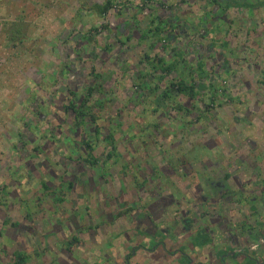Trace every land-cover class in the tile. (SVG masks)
Instances as JSON below:
<instances>
[{
  "label": "clouds",
  "instance_id": "1",
  "mask_svg": "<svg viewBox=\"0 0 264 264\" xmlns=\"http://www.w3.org/2000/svg\"><path fill=\"white\" fill-rule=\"evenodd\" d=\"M161 27L157 36L155 29ZM184 31L188 38L180 34ZM137 32L147 39L142 43L133 39ZM166 34L178 39L162 51L164 45L158 42ZM213 40H217L213 50L217 60L206 63L215 62L223 73L227 58L231 74H223L216 84L219 87L224 81L234 102L218 101L224 107L209 112L203 105L210 91L199 93L197 101L187 96L161 99L167 83L181 72L191 81L188 62L199 45ZM225 41L228 48L221 47ZM152 45H158L155 51ZM178 53L183 55L177 72L166 76L164 83L151 80L152 92L134 87L140 72L163 75L152 72L145 55L171 64ZM93 68L101 79L95 82L97 90L89 93ZM195 79L199 84V76ZM245 82L251 83V91ZM234 84H238L235 89ZM72 92L91 96L89 107L97 121L90 126L102 130L98 137H89L96 149L91 155L98 163L88 166L83 179H95V173L109 175L91 202L112 203V208L105 209L111 222L93 214L76 224L79 228L86 223L95 231L81 232V244L72 253L75 260L80 264H156L155 254L149 251L151 238L142 234L153 225L140 223L155 192L156 200L174 197V202L168 201L154 214L161 217L154 222L159 228L172 231L168 239L174 250L184 246L197 264H210L209 253L231 247L237 255L246 254L241 264L247 257L264 264V0H0V264H17V252L32 264L33 252L50 244L57 247L60 240L52 234L53 227L68 219L69 207L55 204L45 184L53 173L67 175L61 166L62 160L67 163L64 158L83 155L73 147L79 144L72 138L73 123L58 111L64 102L74 100ZM100 103L103 108L97 107ZM184 105L192 116L176 111ZM57 116L65 123H58ZM157 123L159 128L154 127ZM54 128L63 135H54ZM109 135L114 143L108 141ZM32 136L37 138L35 143ZM53 140L56 143L47 151H34ZM164 168L175 174L165 177ZM141 174L149 181L155 175V182L145 185ZM225 176L231 179L224 180ZM234 177L240 178L243 191ZM212 179L225 185L223 195L211 191ZM196 185L207 187L198 194ZM205 192L211 198L199 203ZM125 201L136 211L121 209ZM177 202L179 206H170ZM84 204L81 201L79 206ZM182 212L190 229L181 233ZM213 219L218 222L213 224ZM16 224L24 227L15 228ZM205 228L211 241L189 251L191 232ZM233 236L239 244L233 243ZM176 255L182 254L177 251ZM63 260L74 264L68 256Z\"/></svg>",
  "mask_w": 264,
  "mask_h": 264
},
{
  "label": "rangeland",
  "instance_id": "2",
  "mask_svg": "<svg viewBox=\"0 0 264 264\" xmlns=\"http://www.w3.org/2000/svg\"><path fill=\"white\" fill-rule=\"evenodd\" d=\"M163 22V20H161ZM183 35L185 38H188V32L184 31L180 33ZM211 33H205V36L209 35ZM159 36V35H157ZM133 39H138L141 43L147 39V35L144 33H134L132 36ZM178 37L176 35L172 34H166V38L163 40H160L158 44L164 45L162 51H168V46L174 42ZM204 37H201V40H203ZM217 46V40H213L210 44L207 46L201 44L197 47V50L193 56V59L188 62L189 68L191 70L192 74V79L191 81L189 80V76L186 75L185 73L181 72L179 74L178 79H173L170 80L167 83V86L162 94L161 99L167 100L165 98V94L167 92V88L175 83H178L180 81H186L189 85H196L198 86H205L206 89L203 92H211V95L207 98L208 102L204 104L205 110L209 112H213L216 107L223 108L224 103H218V101H225L232 103L234 102L232 99V96L229 94V87L225 84L224 81L221 80V86H217L216 80L220 79L223 74H231V68L232 65L228 63L227 58L225 57V63L222 66L223 67V73L221 71V67H218L215 62L209 65L206 63L207 60L210 61H216L217 60V55L213 51L215 47ZM228 43L225 41L221 47L223 48H228ZM158 45H152L151 48L153 51L156 50ZM206 49V50H205ZM109 55L112 53V49L109 48L106 50ZM175 51V50H173ZM204 51L205 54L201 55V52ZM183 53H178V58L177 61L174 62L177 64L179 63V57L182 56ZM159 57L156 58V60H153V57L145 55L144 61L149 62V67L151 68L152 72L155 73H163V75H158V76H150L149 74H146L145 72H140L138 73V82L134 85V87L143 89L147 92H152L153 85L151 83V80H156L159 83H164L165 77L166 76H172L177 72V69L170 73H164L160 70V67L158 66V61ZM195 61H198V63H195V67L193 68L192 65ZM200 66H203L199 68ZM257 69H259V65H257ZM90 77H95V79H90V87L89 89H94V92L97 90L95 86V82L101 77L95 75V68L91 70L89 73ZM196 76H199L200 78V83H197V80L195 79ZM205 79L212 80L211 84H205L204 81ZM139 81H143V83H140ZM246 87H248L249 91H251V83L250 82H245ZM233 89L238 87V84H234ZM101 88V95H103V86H100ZM89 91V90H88ZM202 93V92H201ZM74 94V95H72ZM144 92L142 91L140 93L141 98L143 97ZM71 95L74 97L73 101L70 102H64L62 107L58 109V111H63L66 116L69 119V122L73 123L74 128L76 129L74 135H73V140H78L79 144H73V147L80 153H82V157H78L76 159H73L71 156H68L64 158L67 163L65 164L64 161H61V166L66 169L67 175H62L58 176L55 173L52 174V180L49 181L48 183L45 184V191L50 193V195L54 198V203L57 205H65L67 204L69 207V213H66L65 215L68 216L67 220H61L58 222L54 227H53V235L56 237H60V240L57 242V247H54L53 245H48L47 248L40 250V251H35L33 252V256L36 258L35 260L32 261V264H66V262L63 260L64 256H68L69 259H72L74 261V264H80L79 261L75 260L74 256L72 253L74 252V249L81 244V232L82 231H88L92 232L95 231L93 227L87 226L86 223H81L79 228H76V224L81 221H87L89 220L93 214H96L100 216L104 220H109L111 222L112 217L109 216L108 214L105 213L106 208H112V203H103L99 202L97 205L92 204V198L97 196L98 191L101 189V181L107 180V177L109 174L105 175H99L98 173L93 174L95 176V179L92 177H89L88 180L85 182L84 177L88 176V166L89 165H96L98 163V160L91 155V153L95 152V146L90 142L89 137L91 136H99L98 134L95 133V127H92L90 125H95L97 121V115L91 111V108L89 107L90 101H91V96L89 97L88 95H85L83 97L77 95L76 92H72ZM171 99H175L177 96H183L179 93L176 92V90H173L172 93H170ZM198 97L195 98V100L190 99L191 101H197ZM61 100L63 101L64 98L61 97ZM71 103H74L79 109L83 108L85 110V114L87 115L84 121H77L75 113L72 110H68L67 106H69ZM203 104V101H201ZM190 106V105H189ZM259 106V101H257V104L254 106L258 109ZM99 108H103V104L100 103L97 105ZM179 107H184L183 110H179ZM197 105L193 103L192 108H196ZM158 111V109H157ZM177 112H185L187 111V114L189 116L193 115V112L191 109L187 108V105L184 106H177L176 108ZM41 120H46V116L43 114H39ZM170 115V114H169ZM58 120V123H65L64 119L61 117H55ZM93 119H96L93 124ZM239 122V121H238ZM191 123V121H189ZM159 124L157 123L154 125L155 128H159ZM87 128L88 131L85 134L84 129ZM100 128V127H99ZM101 128L99 132L101 133ZM53 134L54 135H63L62 130L60 129H53ZM112 135L108 136V141L110 143H114V141L110 140ZM36 137L32 136L31 137V142L35 143L36 142ZM114 139V137H113ZM132 140H135L136 137L133 136L131 138ZM85 142H90L91 145H93L94 151L89 153ZM56 143L55 140L50 141L49 144H46L43 146V148H36L34 149L35 152L39 151H47L49 147L54 145ZM253 148L256 147L255 142H251ZM207 146V144H206ZM213 146H218V141H213ZM114 154V153H113ZM111 155V154H110ZM108 156V159L112 158L111 156ZM86 157V159L84 158ZM122 159V157H121ZM241 162H244V158L241 159ZM209 167H211V162H209ZM31 167V164L29 165ZM216 167H219V164L216 165ZM126 168V166H125ZM35 169H33L34 171ZM164 175L167 177L168 175H173L175 174L174 170L172 172H169V168H164ZM141 180H144L145 185H147L149 182L154 183L155 182V175L153 176L152 180L149 181L148 179L145 178L143 174L140 176ZM231 179V176H225L224 180ZM236 184L238 187L241 188L243 191V185L241 184L240 178L239 177H234ZM59 180L60 183L56 184V181ZM139 186V185H138ZM208 186H211V191L216 192L217 194L223 195L225 185L222 183V181L217 180V179H212L208 182ZM202 187L206 188L207 186H202V185H196L197 188V193L199 194L200 192L203 191ZM63 189V191L61 190ZM126 191V189H124ZM141 191H143V187H141ZM154 202L149 205L148 207V215L144 216L141 215V221L140 223L143 224L145 221L148 222L149 224H152L153 227L148 230L145 233H142L144 235H147L151 238V243H152V248L149 250L150 252L154 253L155 255L153 256L154 262L156 264H172V259L173 257L176 258V264H197V258L189 256L188 251L185 250L184 246L179 247L178 249L174 250V246L172 245V241L168 239V237L172 234V231L170 229H161L159 228L158 224H155L154 222L156 220H159L161 217L159 215H154L157 212V209L159 207L164 206L168 201H173L174 202V197L169 195L167 197H161L159 200H156V193L153 192L151 193ZM211 197L205 192V194L200 195L199 203L206 204ZM84 201L85 204L83 207L79 206L80 202ZM215 203V201H214ZM253 203H256V198L253 199ZM171 207H177V203H172L170 205ZM121 209H127L129 212L136 211L135 207L133 208H128V202L125 201L119 205ZM59 211V209H57ZM253 212H255V208L252 209ZM120 215H124L123 212L120 213ZM187 214L181 213V223H183L184 227L181 229V233L184 231H188L190 229V224L189 221L186 217ZM25 219L30 220L31 216L25 217ZM218 221L216 219H213L212 223L216 224ZM211 223V221L209 222ZM195 221H192V227H194ZM15 228H23V225L16 224L14 225ZM76 228V231L74 232L73 229ZM30 234V233H29ZM202 234H208L207 229H197L194 232H191L192 235V242L190 245L187 246L189 251H194L196 247H201V246H195L194 245V240L197 238L199 235ZM94 233H93V238H94ZM209 235V234H208ZM210 236V235H209ZM47 238V237H46ZM159 239V243H157V239ZM211 238V237H210ZM232 241L234 244H239V240L236 236L232 237ZM93 242H95L93 240ZM58 248V250H57ZM7 251V249H5ZM27 249H25V252ZM173 251H182L183 254H186L190 259L191 262L188 263V261H185L183 259V254L180 256H177L176 254H172ZM225 252H230L234 253L232 251V248L229 247L227 249H223L220 251H217L215 253H209V261L210 264H222L221 263V254ZM48 253H51V255H48ZM236 254V253H235ZM19 257H21L22 264H28V260L25 256H23L21 253L17 252L16 253V259H17V264H19ZM215 257V258H214ZM202 264V262H201ZM224 264H241V257H237L236 259H233L232 257H229L226 259V262ZM242 264L245 263V259L242 261Z\"/></svg>",
  "mask_w": 264,
  "mask_h": 264
},
{
  "label": "trees",
  "instance_id": "3",
  "mask_svg": "<svg viewBox=\"0 0 264 264\" xmlns=\"http://www.w3.org/2000/svg\"><path fill=\"white\" fill-rule=\"evenodd\" d=\"M161 25H163V22H161ZM162 30H163L162 27L161 28H156L155 29V34L159 35ZM157 67H160V70L162 72L170 74V73L174 72L177 69V64L176 63L169 64V63H167L164 60H159ZM201 67H203V66H200L199 68H201ZM205 89H206V87L203 86V85L196 87V85H189L186 81H180L178 83L170 85L167 88V92L165 94V98L166 99H171L170 93H172L173 90H176L177 93H179V94H181L183 96H187L190 99L195 100V98L198 97L199 93L203 92ZM91 92H94V89L90 88L89 89V93H91ZM72 95H74V94H72ZM88 96L90 97V95H88ZM67 109L68 110H72L75 113L77 121L80 120L82 122V121L85 120V118L87 116L85 114V110H83V108L79 109L74 103H71L69 106H67ZM179 110H183L184 111L185 109H184V107H179ZM94 121H96V119H93V124H94ZM99 130H100V128L97 126V127H95L94 131H95L96 134L100 135ZM110 140L114 141L113 137H111ZM85 145H86L89 153L94 151L93 145H91L90 142H85ZM206 240L208 242L211 241V238H210V236L208 234L199 235L197 238H195L194 245L195 246H202L203 242L206 241ZM175 252L176 251H173L172 253L175 254ZM179 252L183 254L182 251H179ZM182 257H183V259L185 261H188V263L191 262L190 259L188 258V256L183 254ZM22 260L23 259L21 257H19V264H22ZM247 262H248L247 264H259L257 261H253L252 258H249V257L247 259Z\"/></svg>",
  "mask_w": 264,
  "mask_h": 264
},
{
  "label": "flooded vegetation",
  "instance_id": "4",
  "mask_svg": "<svg viewBox=\"0 0 264 264\" xmlns=\"http://www.w3.org/2000/svg\"><path fill=\"white\" fill-rule=\"evenodd\" d=\"M172 254H174V253H172ZM175 254H176V252H175ZM184 255H186V254H184ZM243 255H246V254H240V255H237V254H235V253H230V252H223L222 254H221V263L222 264H224L225 262H226V259L227 258H229V257H232L233 259H236L237 257L239 258V257H241V256H243ZM187 256V255H186ZM189 258V257H188ZM250 258V257H249ZM190 259V258H189ZM247 259H248V257L245 259V263L247 264L248 262H247ZM224 260V261H223ZM190 261H191V259H190ZM224 262V263H223ZM259 264H260V262L259 261H257Z\"/></svg>",
  "mask_w": 264,
  "mask_h": 264
}]
</instances>
